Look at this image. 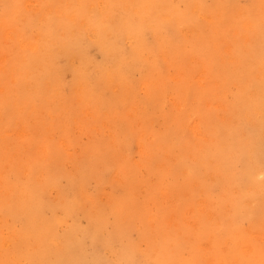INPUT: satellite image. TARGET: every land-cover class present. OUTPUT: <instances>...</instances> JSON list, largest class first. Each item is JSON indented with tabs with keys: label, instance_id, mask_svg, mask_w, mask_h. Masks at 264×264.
I'll use <instances>...</instances> for the list:
<instances>
[{
	"label": "bare ground",
	"instance_id": "1",
	"mask_svg": "<svg viewBox=\"0 0 264 264\" xmlns=\"http://www.w3.org/2000/svg\"><path fill=\"white\" fill-rule=\"evenodd\" d=\"M0 264H264V0H0Z\"/></svg>",
	"mask_w": 264,
	"mask_h": 264
},
{
	"label": "rangeland",
	"instance_id": "2",
	"mask_svg": "<svg viewBox=\"0 0 264 264\" xmlns=\"http://www.w3.org/2000/svg\"><path fill=\"white\" fill-rule=\"evenodd\" d=\"M241 5H245L246 4V0H240ZM89 55L96 60H100V57L98 55V53H96L95 49H91L89 51ZM57 64L59 65V67H62V77H61V87H60V91L63 93H68V87H69V83L70 80L72 78V74L70 72V70L65 67V60L64 58H60L57 60ZM75 117V115H74ZM21 117H18V115H15L12 117L13 122H18L17 125H15L14 127H9L7 129V135L11 134V136H7L8 138V148L12 151L13 154H15L16 151H18L19 156V161H23V157L25 155H33L35 156L36 160H46L45 157L43 156V152L40 151L39 145H37L39 142L41 141H45L48 138H53L60 135V131H58L56 134H54L52 132V130L47 131V132H36L34 130V125L35 123H42V122H37L36 120L34 121L29 115H26L24 122L27 124V126L29 127V134L30 137L28 136V138L32 139V141L29 139L28 141L22 142V139L18 138L17 135V131L21 126H25L24 122L22 120H20ZM85 119H89V117H87L86 115H84ZM120 125L125 124L123 123L120 119ZM68 125V127L66 129H63L62 127H60L61 129V133L63 131H69L70 133V139H71V147H69V150L67 152V156L66 159L62 162L59 163L62 168L64 167L66 170H68L69 172H73L75 166L77 164H79L81 161V157H80V147L82 145H85L87 143H89L90 141H96L99 136L97 131L92 130V128L90 129L88 126L80 124V123H74L73 121L69 120L66 123V126ZM92 127V125H91ZM6 128V126L4 127V129ZM155 129H160L159 126H156ZM43 137H45L43 139ZM107 139H111L110 136L107 137ZM123 142L125 141V139H122ZM107 145L111 144V141H107L106 142ZM81 145V146H80ZM126 147L125 144L120 146V149L123 150L121 152H124V148ZM129 154H131L132 157H134V160H139L140 156L138 153V148L133 145L132 149L129 151ZM74 157H76V159L74 160ZM80 161L79 163L76 162ZM97 168L94 169V171H96ZM61 183L62 185H66V181L64 179H61ZM95 182L94 179H91V181L89 182L88 185V193H93L95 191H93L94 187H95ZM116 186V181H114V183H109L105 186L104 190L106 193L110 192L111 189H113ZM99 201H102L105 203L106 201V197L105 195L101 194L99 195L98 198ZM83 224H85L84 219H82ZM136 236V233H133V237ZM101 250V249H100ZM102 253L104 254V249L101 250Z\"/></svg>",
	"mask_w": 264,
	"mask_h": 264
}]
</instances>
